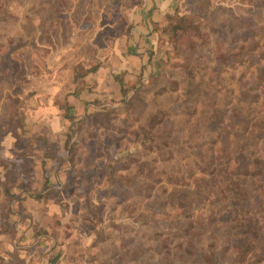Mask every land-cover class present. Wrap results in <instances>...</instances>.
I'll return each mask as SVG.
<instances>
[{
    "label": "rangeland",
    "instance_id": "obj_1",
    "mask_svg": "<svg viewBox=\"0 0 264 264\" xmlns=\"http://www.w3.org/2000/svg\"><path fill=\"white\" fill-rule=\"evenodd\" d=\"M144 3L0 0V264H264V0H174L95 96Z\"/></svg>",
    "mask_w": 264,
    "mask_h": 264
},
{
    "label": "crops",
    "instance_id": "obj_2",
    "mask_svg": "<svg viewBox=\"0 0 264 264\" xmlns=\"http://www.w3.org/2000/svg\"><path fill=\"white\" fill-rule=\"evenodd\" d=\"M173 1L145 0L143 6H135L129 10V20L132 22L129 33L123 37H117L112 45L111 53L107 56H100L101 51L100 55L97 53L98 67L84 77L92 83L94 90L92 93L95 96L109 88H113L114 93L112 94L117 95L121 87L118 76L122 77L123 74L126 79L130 80V78L137 77L142 70L146 72L149 68L148 65L151 68V62L154 59L151 52L157 45L158 30L156 25H161L165 19V12L173 9ZM99 49L101 50V47ZM85 97L87 95L83 93H72L68 96L70 101L71 98L80 100ZM74 106L77 112L84 110V105L76 104Z\"/></svg>",
    "mask_w": 264,
    "mask_h": 264
},
{
    "label": "trees",
    "instance_id": "obj_3",
    "mask_svg": "<svg viewBox=\"0 0 264 264\" xmlns=\"http://www.w3.org/2000/svg\"><path fill=\"white\" fill-rule=\"evenodd\" d=\"M183 20H182V32H185V30H188L189 28H191V26L190 25H188V24H186L184 21L186 20L185 19V17H183L182 18ZM178 29V28H177ZM250 31H248L247 33H249ZM252 35H254V34H252ZM252 35H249V36H252ZM248 36V37H249ZM97 68V67H96ZM96 68H94V69H96ZM94 69H87L82 75H80V76H82V78L84 79V77H85V74H87L88 72H90V71H93ZM263 133H264V131H263ZM263 133H261V135L260 136H263ZM258 141V140H257Z\"/></svg>",
    "mask_w": 264,
    "mask_h": 264
}]
</instances>
